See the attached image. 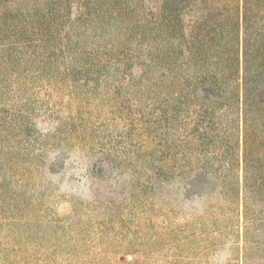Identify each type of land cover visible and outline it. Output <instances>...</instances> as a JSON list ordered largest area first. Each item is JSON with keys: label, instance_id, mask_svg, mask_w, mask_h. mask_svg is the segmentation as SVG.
<instances>
[{"label": "rangeland", "instance_id": "obj_1", "mask_svg": "<svg viewBox=\"0 0 264 264\" xmlns=\"http://www.w3.org/2000/svg\"><path fill=\"white\" fill-rule=\"evenodd\" d=\"M72 1L45 19L55 0H0V264H241L240 215L155 175L143 0L128 19L96 0L74 19ZM252 256L264 264V247Z\"/></svg>", "mask_w": 264, "mask_h": 264}, {"label": "trees", "instance_id": "obj_2", "mask_svg": "<svg viewBox=\"0 0 264 264\" xmlns=\"http://www.w3.org/2000/svg\"><path fill=\"white\" fill-rule=\"evenodd\" d=\"M96 1L111 19L130 16V0ZM72 2L74 19H91V0ZM142 7L158 44L149 51L160 70L155 175L177 181L182 197L220 200L240 215V259L249 264L264 247V0H143ZM45 33L34 35L36 46Z\"/></svg>", "mask_w": 264, "mask_h": 264}]
</instances>
